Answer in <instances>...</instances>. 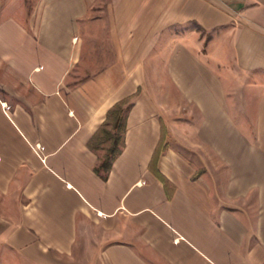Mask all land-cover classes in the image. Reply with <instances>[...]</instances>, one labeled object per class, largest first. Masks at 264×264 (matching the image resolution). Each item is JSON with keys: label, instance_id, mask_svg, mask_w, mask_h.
<instances>
[{"label": "crops", "instance_id": "0c3cea01", "mask_svg": "<svg viewBox=\"0 0 264 264\" xmlns=\"http://www.w3.org/2000/svg\"><path fill=\"white\" fill-rule=\"evenodd\" d=\"M7 4L0 264H264V0Z\"/></svg>", "mask_w": 264, "mask_h": 264}, {"label": "trees", "instance_id": "16d2710c", "mask_svg": "<svg viewBox=\"0 0 264 264\" xmlns=\"http://www.w3.org/2000/svg\"><path fill=\"white\" fill-rule=\"evenodd\" d=\"M116 113L115 116V128L116 129H121L123 127V117H122V110L119 108L118 110L113 111V114ZM119 142L120 139L118 138V136L115 138V142L113 147L111 148V150L109 151L107 158L103 164V167L108 170L110 165H111V161L114 159L115 155L118 152V147H119ZM158 155V153H157Z\"/></svg>", "mask_w": 264, "mask_h": 264}, {"label": "rangeland", "instance_id": "374dc122", "mask_svg": "<svg viewBox=\"0 0 264 264\" xmlns=\"http://www.w3.org/2000/svg\"><path fill=\"white\" fill-rule=\"evenodd\" d=\"M33 2L34 0H28V4H27V9L30 11L31 8H32V5H33ZM8 0H2V16H8L10 14V11H11V8L12 6L8 5ZM14 8H17L14 6ZM220 48H221V42L219 44ZM226 61H229V58H228V55H227V60ZM91 73V69L88 68V67H80L79 69H77L75 71V74H74V77L75 78H78V79H84L86 78L87 76H89ZM120 136V135H119Z\"/></svg>", "mask_w": 264, "mask_h": 264}]
</instances>
